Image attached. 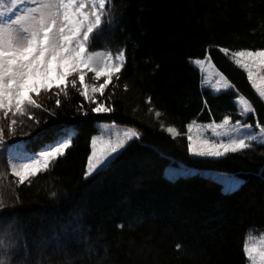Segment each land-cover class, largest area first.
I'll return each mask as SVG.
<instances>
[{
	"label": "trees",
	"instance_id": "obj_1",
	"mask_svg": "<svg viewBox=\"0 0 264 264\" xmlns=\"http://www.w3.org/2000/svg\"><path fill=\"white\" fill-rule=\"evenodd\" d=\"M17 5L0 0L4 15ZM110 11L115 19L94 48L107 47V40L113 53L127 49L120 79L97 97L114 111L93 113L95 104L69 85L68 96H59L60 106L55 89L40 94L42 107L19 126L24 131L33 126L28 136L19 128L8 136L5 128V143L16 141L31 153L57 137L73 140L30 186L17 185L7 150L0 149L3 211L19 217L18 240L28 264H247L246 236L264 233V146L221 158L197 157L188 153L185 136L173 139L161 125L184 133L193 120L240 118L235 90L215 93L200 85L192 60L203 58L206 49L216 69L256 107L257 117L250 115L247 122H264V102L246 73L217 47H264V0H111ZM90 76L86 82L93 83ZM98 121L134 127L142 138L129 142L110 167L85 179ZM177 162L192 171L173 181L165 170ZM213 172L235 174L243 181L240 190L225 192ZM12 204L16 207H7ZM12 236L0 229V241L15 246Z\"/></svg>",
	"mask_w": 264,
	"mask_h": 264
},
{
	"label": "snow or ice",
	"instance_id": "obj_2",
	"mask_svg": "<svg viewBox=\"0 0 264 264\" xmlns=\"http://www.w3.org/2000/svg\"><path fill=\"white\" fill-rule=\"evenodd\" d=\"M22 2L24 0H12L13 5ZM110 2L31 0L33 6L27 7L23 14L16 15L14 19L5 18L4 11L0 10V149L7 150L11 175L16 178L17 185L30 186L34 179L46 173L56 160L64 156L73 143L71 136L57 137L51 143L44 144L38 153L16 151V141L5 143V128L8 136H14L18 128L25 136L34 130L32 125H29L28 131L19 126L24 124L25 117L30 120V114L42 107L38 102L41 93H50L55 89V103L60 106L59 96L63 93L67 97L70 85L80 97L95 104L91 108L93 113L114 111L112 106H106L97 97L104 95L105 89L114 79H120L128 63L127 49L120 47L113 53L111 42L107 40L104 41L107 47L94 48L96 41L105 36V27H110L115 19L110 11ZM217 47L220 53L230 57L246 73L251 88L259 100L264 102V47L237 50ZM193 62L204 73L203 79H208L209 72L212 74L215 80L213 88L217 92L222 89L236 91L234 102L240 118L233 120L232 115L226 114L219 122L212 119L198 124L193 120L186 124L184 133L173 125H161L163 130L173 139L185 136L188 153L197 157L221 158L251 150L254 146H264V122L259 118L255 119V123L247 122L250 115L257 117L256 107L249 98L235 89V85L223 72L216 69L211 51L206 49L203 58ZM89 74L93 83L86 82ZM128 87V84L124 85L125 90ZM147 100L150 103L151 97ZM204 104L207 107V100ZM155 115L159 117L161 113L156 111ZM38 127L39 121L35 125V128ZM208 131L211 136L206 135ZM35 135L39 137V132ZM141 138L142 133L132 127H125L123 131L115 130L113 121L109 138H91V153L87 157L84 178L110 167L129 142ZM30 141L31 138L24 143ZM17 160L26 162H15ZM180 175L174 170H167L170 180L174 181ZM3 176L4 173L0 172V177ZM221 183L224 191L232 194L240 190L243 181L237 177H228ZM51 195L55 197L56 193L52 192ZM16 203H19L18 196ZM7 207L15 208L16 204ZM5 208L4 197L0 195V229L11 231L17 243L12 246L7 240L0 241V264H13L14 261L28 264L29 258L18 240L21 230L19 217L15 212H4ZM249 239L246 236L242 249L247 264H264V234L259 235L257 242L249 243Z\"/></svg>",
	"mask_w": 264,
	"mask_h": 264
},
{
	"label": "rangeland",
	"instance_id": "obj_3",
	"mask_svg": "<svg viewBox=\"0 0 264 264\" xmlns=\"http://www.w3.org/2000/svg\"><path fill=\"white\" fill-rule=\"evenodd\" d=\"M31 6H33V5L31 4V0H24V2H22L21 4L19 3V5H18V7H17V9H16V11H15L14 13H12V14H10V15H6L5 18L10 17V18L14 19L16 15H21V14H23L24 11H26V8H27V7H31ZM194 60H195V59H193L192 62H193ZM193 65H194V66L199 70V72H200V85H201V87L209 88V89L212 90L213 92L217 93V91L213 88V84L215 83V80L212 79V74L209 72V73L207 74L208 79L205 80V79H203V77H204V73L201 72V70L198 68V66H196V65L194 64V62H193ZM224 90H226V89H222V90H220V91H224ZM220 91H219V92H220ZM198 124H203V123H198ZM98 128H99V133L96 135L98 138H101V137H103V138H105V139L109 138V129L112 128V124H111V123H99V124H98ZM124 128H125V127H121V126H117V125H115V130L123 131ZM206 135H207V136H211V132L208 131V132L206 133ZM16 151H18V150H16ZM20 151H21V150H20ZM15 162H18V163H19V162H26V161H23V160H17V161H15ZM167 170H169V169H167ZM171 170H174V171H175V169H171ZM166 173H167V171H166ZM226 176L236 177V176L225 175V174H216V175H215V178L221 182L222 180L227 179ZM222 186H223V184H222ZM223 189H224V186H223ZM248 237L250 238V239H249V243H253V242H257V241H258V237H259V236H251V235H250V236H248Z\"/></svg>",
	"mask_w": 264,
	"mask_h": 264
}]
</instances>
